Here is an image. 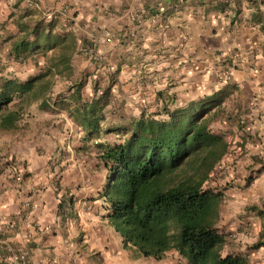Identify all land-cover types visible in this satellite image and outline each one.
Listing matches in <instances>:
<instances>
[{
    "label": "crops",
    "instance_id": "obj_1",
    "mask_svg": "<svg viewBox=\"0 0 264 264\" xmlns=\"http://www.w3.org/2000/svg\"><path fill=\"white\" fill-rule=\"evenodd\" d=\"M40 21L72 35L73 51L70 69H52L47 92L24 107L20 130L0 133V224L17 227L0 236V264H20L3 244L28 248L26 264H183L175 251L154 260L123 246L99 198L105 173L95 150L85 151L94 140L72 114L105 95L98 124L101 142L113 144L118 134L106 132L124 121L206 106L223 91L212 122L241 128L238 155L264 160V0H0V76L24 82L50 66V52L8 58L12 40L5 38ZM117 109L127 118L116 123ZM65 145L71 151L55 154ZM54 155L56 178L48 172ZM13 163L22 172L11 173ZM37 223L40 231L27 242Z\"/></svg>",
    "mask_w": 264,
    "mask_h": 264
},
{
    "label": "trees",
    "instance_id": "obj_2",
    "mask_svg": "<svg viewBox=\"0 0 264 264\" xmlns=\"http://www.w3.org/2000/svg\"><path fill=\"white\" fill-rule=\"evenodd\" d=\"M5 40H12L8 52L12 62H23L37 54L47 58L51 53L50 66L39 76L24 82L0 76V133H16L24 107L47 92L46 78L52 69H70L67 63L74 38L54 34L40 21L32 27L19 25L18 35ZM54 58H60L59 63ZM226 96L218 91L206 106L172 111L164 108L162 118L142 115L125 127L108 130L106 133L119 136V142L113 144L101 142L103 133L98 124L105 95L94 97L89 106L72 114L84 126L85 139L89 143L94 140L85 151L95 150L97 165L105 173L99 198L107 205L108 224L124 247L154 260L175 251L183 264H251L248 254L224 250L226 238L217 229L221 192L205 187L229 154V143L213 130L209 115L214 107L220 111ZM167 102L172 104V98ZM64 151H71V147L57 148L55 154ZM56 158L52 156L48 166L54 178L61 169ZM256 161L264 171V160ZM12 167L19 172L24 169L17 163ZM62 208L60 202L59 211ZM260 248L264 249V223L262 234L252 246L254 250Z\"/></svg>",
    "mask_w": 264,
    "mask_h": 264
},
{
    "label": "rangeland",
    "instance_id": "obj_3",
    "mask_svg": "<svg viewBox=\"0 0 264 264\" xmlns=\"http://www.w3.org/2000/svg\"><path fill=\"white\" fill-rule=\"evenodd\" d=\"M111 117L116 123L127 118L119 109ZM211 124L213 130L222 134L229 143V154L205 184L206 188L221 192L217 229L226 238L224 250L241 249L248 254L251 264H264V249H252L263 232L264 171L260 170L257 161L245 160L242 154L238 155V146L234 148L241 128L236 131L231 123L221 125L218 120ZM127 125L124 121L119 127Z\"/></svg>",
    "mask_w": 264,
    "mask_h": 264
},
{
    "label": "built area",
    "instance_id": "obj_4",
    "mask_svg": "<svg viewBox=\"0 0 264 264\" xmlns=\"http://www.w3.org/2000/svg\"><path fill=\"white\" fill-rule=\"evenodd\" d=\"M11 173L18 174L19 170L17 167H11ZM16 223L10 221L8 223L0 224V236L7 231H14L16 229ZM41 226L39 223L29 227V231L26 233L27 242H32L35 231H40ZM3 250L9 255L10 260L15 263L26 264L29 259V250L23 245L11 246L10 244H3Z\"/></svg>",
    "mask_w": 264,
    "mask_h": 264
}]
</instances>
